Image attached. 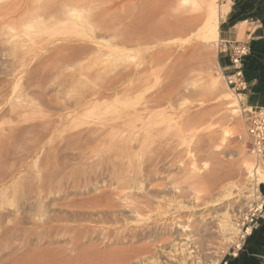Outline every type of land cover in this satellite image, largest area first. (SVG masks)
<instances>
[{
    "label": "rangeland",
    "instance_id": "rangeland-1",
    "mask_svg": "<svg viewBox=\"0 0 264 264\" xmlns=\"http://www.w3.org/2000/svg\"><path fill=\"white\" fill-rule=\"evenodd\" d=\"M62 1L60 6L63 4V9H73L71 6L74 5L79 9L77 11L82 9L80 13L89 19L90 28L67 21L65 24H51L49 29L35 27L33 31L28 25H34L31 21L34 12L28 11L22 14L23 18L19 11L17 17L11 18L13 24L8 22L10 26L5 23L9 18L0 21L3 24L0 25V264H43L76 255H79V264H118V259L126 261L123 263L125 261L121 260L119 264H219L237 243L235 226L232 227L234 219L253 200L249 174H232L234 168L231 164L238 159L240 151H244L250 170L254 160L243 145L242 114L231 113L233 109L229 105L236 106V98L228 90L218 64L221 29L226 26L223 21L229 14L231 0H219L217 39L213 38L211 31V17L202 9L199 12L193 8L195 11L190 12L189 7L186 15L195 12L191 16L196 17L202 14L204 21L200 18L195 20L196 23L191 22L195 25L192 27L190 24L193 31L190 26L187 29L190 35L186 33L179 36L181 39L176 37L152 44L148 50L130 45L128 36L131 28L145 25L146 17L155 9L157 12L160 8L162 13L158 11L155 18L159 22L179 16L177 0H87L89 3L67 0L70 5L65 3L66 0ZM20 2L0 0V5L12 4L17 8ZM67 4L69 6H65ZM80 4L88 7L81 8ZM59 7L57 15L65 11ZM88 9L89 14L86 12ZM37 13L46 14L44 8ZM235 28L239 32L237 41H243L251 25ZM22 40L26 45L36 43V46L20 53L15 47ZM74 43L85 47L80 53L79 50L78 54L75 52L76 56L66 53V57L62 51L61 59L46 58L58 50L55 47L61 45L63 48L65 44ZM194 44L201 45L192 46L197 54L190 52L194 50L190 47ZM167 47L169 51L178 50L175 51L178 52L176 56L171 51L172 57L166 59V64L165 60L161 66L151 69L148 85L143 91L131 90L130 86L135 82L139 84L138 75L128 77L126 73L142 68L149 51L159 49L165 53ZM53 48L55 50L51 52ZM186 50L192 55L183 56L185 61H189L184 64L180 57ZM108 54H119L122 61L114 68L111 66L114 56ZM205 55L210 58L204 59ZM190 57L191 61L187 59ZM201 60L206 62L201 64ZM182 66L196 68V72L191 71L187 79L180 80V84L178 76L172 73L173 68L178 70ZM207 73L215 76L213 78L218 82V89L212 94H202L203 77V81L198 80L200 75L207 76ZM157 94L163 97L149 104L152 112L158 115L152 118L154 122L149 120L153 124L151 127L161 129V133L157 132L159 136H154L157 130L152 133L151 129L154 131L156 128L146 127L148 124L143 128L140 121L131 124L128 112L134 108L142 110L146 101L154 99ZM216 95L223 101L228 117L231 115L228 118L232 123L230 127L214 119H205L175 139L172 130L178 121L176 119L208 112L218 102ZM247 107L242 98L240 110ZM225 127L233 128L230 133L234 135L217 147L219 133ZM107 131L109 133L104 134ZM217 131L220 132L215 134ZM204 134L215 135L218 140L212 136L208 142ZM201 138L209 143L206 146L202 142L206 144L202 150L199 145ZM126 143L133 144L134 150L125 151L123 145ZM187 165L196 174L200 173L199 180L184 172L189 168ZM126 176L131 178L130 188L122 189L120 179ZM219 177L226 184L238 181L240 188H233L228 198H222L217 186L222 182ZM213 180L220 183L216 182V185L214 182L212 186ZM103 193L108 194L106 203L102 196L98 203L95 202ZM136 204L141 208L133 214L130 210ZM225 211L230 213L227 230L221 229L218 223L219 216ZM192 215L193 218L190 217ZM133 232L138 233L134 240L130 236ZM182 236L187 237L184 239ZM75 237L78 238L79 251L74 254L70 247ZM166 237L169 242L164 240ZM182 240H190L184 251L174 245Z\"/></svg>",
    "mask_w": 264,
    "mask_h": 264
},
{
    "label": "bare ground",
    "instance_id": "bare-ground-1",
    "mask_svg": "<svg viewBox=\"0 0 264 264\" xmlns=\"http://www.w3.org/2000/svg\"><path fill=\"white\" fill-rule=\"evenodd\" d=\"M22 2H20L19 3V7H17L16 8V5L15 6H11L12 4H5V5H0V21H5V19L6 18H9L8 20H6V22L5 23H11V24H13V22H11L12 20H11V18H13L15 15V17H17L18 15V13H19V11L20 12H22L21 13V15H19V16H22V14L23 13H26L27 11L28 12H34V16H33V18H31V19H33V20H31V21H34L33 23H34V25H28V28L30 27V28H32V30H33V28H38V29H41V28H43V27H45V28H47V29H49L50 27H51V24H55L56 25V23H58V25L60 24V23H66L67 21H74V23L75 24H78V25H80L81 27H83V26H85V25H88V21H89V19H87V18H85L84 16H83V14H81L82 13V9L81 8H86V6L85 7H81V5L82 4H80V11H81V13H80V11H77V10H79L78 8H74V6H71V7H73V9H69V10H67L68 9V7H67V9H65V11H63V12H61V14H59V15H57V13H56V10L58 9V7L61 5V3L63 2L62 0H21ZM74 1H76V0H74ZM79 1H81V0H79ZM85 1H87V0H85ZM89 1V0H88ZM87 1V2H88ZM172 1V0H171ZM84 2V1H83ZM89 2H91V1H89ZM88 2V3H89ZM177 3V5H176V9H177V11H178V15L179 16H177V17H171V19H169V20H160V22L159 21H157V19H155L157 16H158V11L160 12V8H159V10H157V12H156V9H155V11H153V12H151L150 14H149V16H147L146 17V19H144V21L146 20L147 22H146V24L144 25V24H140L139 26H133L132 28H131V30H130V34H129V40H128V42H130V45L131 46H135L136 48H142V49H147L148 50V47H149V49H150V45H152V44H155L156 45V43H158V42H162V41H165V40H168V39H173V38H176V37H179V36H183V35H185L186 33H187V29L189 28V26H190V28H191V25H192V27H194L193 25H195V20H198V19H202V16H204V15H202L201 14V16L200 15H198V16H196V17H192L191 15H194L195 14V12H194V14H191V15H189L188 13V15H186V12L190 9L189 7H191V9L189 10L190 12H192V11H195V10H193V8H197V9H199V12H200V9H202V11H204L206 14H208L210 17H211V23H212V30L211 29H209V30H211V31H213V38H215V39H217V30H218V27H217V21H218V15H217V13H218V11H219V0H198V1H195V0H177L176 1ZM65 3H68L69 4V2H67V0H66V2ZM64 3V4H65ZM71 4H72V2H70ZM79 3V2H78ZM81 3V2H80ZM86 3V2H85ZM84 3V4H85ZM93 3V2H92ZM65 5V6H69V5ZM91 4V3H90ZM94 4V3H93ZM73 5V4H72ZM18 6V5H17ZM62 6H63V4H62ZM62 6H60L59 8H61V10L63 9V7ZM64 6V7H65ZM160 6V5H159ZM71 7H69V8H71ZM88 7V6H87ZM42 8H44V11L46 12V14L45 15H43L42 13L41 14H38L37 12H38V10L39 9H42ZM156 8H158V7H156ZM63 9V10H64ZM76 9V10H75ZM83 9V10H84ZM153 10V9H152ZM161 10H163V8L161 9ZM86 11V10H85ZM88 11H89V9L86 11L87 13H88ZM150 12V11H149ZM189 12V13H190ZM197 13V14H200V13ZM59 13V12H58ZM161 13V12H160ZM89 14V13H88ZM162 14V13H161ZM206 14H205V17H207L206 16ZM42 15V16H41ZM174 16V15H173ZM14 17V18H15ZM32 17V16H31ZM22 18H23V16H22ZM89 18V17H88ZM167 18V17H166ZM21 19V18H20ZM28 19V18H27ZM91 20L93 19V18H90ZM135 19V18H134ZM204 19V18H203ZM200 20V21H204V20ZM22 20H24V19H22ZM50 20V22H49V24H47L48 23V21ZM18 21V20H17ZM16 20H15V22H17ZM25 21V20H24ZM24 21H22V22H24ZM195 22V23H193V24H191V22ZM199 21V20H198ZM14 22V23H15ZM21 22V21H20ZM21 22V23H22ZM30 22V21H29ZM2 23V22H1ZM0 23V25H3V24H1ZM4 23V24H5ZM8 23V24H9ZM26 23H27V21H26ZM134 23V22H133ZM143 23V22H142ZM7 24V25H8ZM91 24V23H90ZM90 24L88 25V27L90 26ZM191 24V25H190ZM19 25H20V23H19ZM26 25V24H25ZM24 25V26H25ZM54 25V26H55ZM77 25V26H78ZM199 25V24H198ZM209 25H210V22H209ZM8 26H10V24L8 25ZM18 26V25H17ZM199 26H202V25H199ZM58 28L60 27V26H57ZM72 27V26H71ZM70 27V28H71ZM87 27V28H88ZM35 28V29H36ZM44 28V29H45ZM65 28V27H64ZM67 28H68V26H67ZM69 28V29H70ZM90 28V27H89ZM189 28V29H190ZM205 28V27H204ZM203 28V29H204ZM37 29V30H38ZM46 29V30H47ZM52 29H53V27H52ZM54 29H57V28H54ZM62 29V28H61ZM72 29V28H71ZM192 29V28H191ZM194 29V28H193ZM193 29H192V31H193ZM25 30H26V28H25ZM31 30V31H32ZM66 30V29H65ZM87 30V29H86ZM201 30V29H200ZM207 30V29H206ZM33 31H35V30H33ZM43 31V30H42ZM52 31V30H51ZM58 31V30H57ZM62 31H63V29H62ZM88 31V30H87ZM93 31V30H92ZM20 32V31H19ZM26 32V31H25ZM28 32H29V30H28ZM53 32V31H52ZM56 32V31H55ZM137 32H141V34L140 35H137L138 33ZM195 32H197V31H195ZM207 32V31H206ZM36 33V32H35ZM37 33H39L38 31H37ZM41 33V32H40ZM43 33V32H42ZM190 33H192V32H190ZM212 33V32H211ZM21 34V33H20ZM53 34V33H52ZM128 34V33H127ZM188 34L189 33H187V36H188ZM193 34H194V32H193ZM197 34V33H196ZM210 34V33H209ZM18 35V34H17ZM25 35V34H24ZM30 35H31V33H30ZM34 35V34H33ZM32 35V36H33ZM43 35V34H42ZM50 35H51V32H50ZM190 35V34H189ZM28 36V35H27ZM38 36H40V35H38ZM45 36V35H44ZM24 37V36H23ZM31 37V36H30ZM37 37V36H36ZM40 37H42V36H40ZM40 37H39V39H40ZM47 37V36H46ZM190 37V36H189ZM22 38V37H21ZM180 39H181V37H179ZM24 39V38H23ZM28 39H29V37H28ZM31 39V38H30ZM38 39V40H39ZM21 40V39H20ZM29 41V40H28ZM199 41H200V39H199ZM22 42V43H21ZM30 42V41H29ZM39 42H40V40H39ZM98 42V41H97ZM126 42V41H125ZM202 42V41H201ZM200 42V43H201ZM18 44H16V47H15V49L17 50V51H19L20 53H26L27 51H30V50H33V48H34V46L33 45H35L36 46V43L35 44H32V45H26V42H25V44L23 43V40L22 41H20V42H17ZM105 43V42H104ZM164 43V42H163ZM162 43V44H163ZM210 43V42H209ZM39 44V43H38ZM50 44V43H49ZM96 44V43H95ZM106 44V43H105ZM109 44V43H108ZM107 44V45H108ZM113 44V43H112ZM112 44H111V46H112ZM162 44H160V45H162ZM202 44H204V43H202ZM66 45V46H65ZM65 45H63V48H61L62 46L60 45V46H58V47H55L56 49H58V50H56V52H54V50H55V48H53V51H51V52H54V53H50V55L48 56V57H46L47 59H59L60 58V55L62 54V53H65V55H66V53H68V54H74L75 56H76V54H75V52H77V54H78V50H79V53H80V51H81V49H83V48H85L84 47V45H80V44H78V43H74L73 45L71 44V45H67V44H65ZM86 45V44H85ZM97 45V44H96ZM102 45V44H101ZM110 45V44H109ZM65 46V47H64ZM87 46V45H86ZM166 46V45H165ZM192 46H194V47H196V46H200L201 47V45H196L195 46V44L194 45H191L190 47H192ZM88 47V46H87ZM101 47H103V46H101ZM107 47V46H106ZM113 47V46H112ZM111 47V48H112ZM164 47V46H163ZM190 47H187V48H190ZM158 48V47H157ZM165 49H166V47H164ZM193 48V47H192ZM203 48H204V46H203ZM60 49V50H59ZM152 49V48H151ZM164 49V50H165ZM167 49L168 50H166L165 51V53H162L161 52V50H153V52H148V54H147V56H146V60H145V62H144V64H143V66H142V68H140L139 70L138 69H135V70H129L127 73H126V75L128 76V77H130V76H133V75H138L137 77H138V81H139V84H137L136 82H135V84H134V86H130L131 87V90L132 89H135V91L137 90L138 91V89H141L142 91L144 90V88H145V86L146 85H148V81H149V77H150V72H151V69H153L155 66H157L158 67V65L159 66H161L162 64H164V61L170 56V57H172L171 55L173 54V52H171V51H174V56H176V54L178 53H176L175 51H178V50H170L169 51V49L170 48H168L167 47ZM191 49V48H190ZM194 49V48H193ZM198 49V48H197ZM111 50V49H110ZM45 51V50H44ZM63 51V52H62ZM65 51V52H64ZM106 51H108V49L106 50ZM182 51V50H181ZM184 51V50H183ZM192 51V53H194L193 51H195V53L197 54L198 53V51H196L195 49L194 50H190V52ZM200 51V50H199ZM60 52V53H59ZM62 52V53H61ZM110 52H112V51H109V53ZM180 52V51H179ZM176 53V54H175ZM184 54L182 55V53H181V55H182V58L180 57V59H181V61H183L182 59H184L188 54L191 56L192 54L191 53H189V50L187 51H185V52H183ZM194 53V54H195ZM67 54V55H68ZM117 54V53H116ZM111 55V54H108L109 56L111 55V56H114L113 57V59H112V67H114V66H118L119 64H120V62L119 61H122L121 60V53H120V56H119V54L118 55ZM193 54V55H194ZM200 54V53H199ZM66 55V57H68ZM73 55V56H74ZM188 55V56H189ZM208 55V54H207ZM61 56H63V55H61ZM72 56V57H73ZM123 56V55H122ZM183 56H184V58H183ZM187 56V57H188ZM197 56V55H196ZM195 56V57H196ZM209 56V55H208ZM69 57H71V56H69ZM194 57V58H195ZM200 57H202V56H200ZM205 58L204 59H206L207 57H206V55L204 56ZM194 58H192L193 60H194ZM208 58H210V57H208ZM207 58V59H208ZM61 59V58H60ZM174 59V58H173ZM177 59H178V57H177ZM176 59V60H177ZM188 60H190L191 59V57L190 58H187ZM46 60V59H45ZM104 60V59H103ZM203 60V59H202ZM201 60V64L203 63V62H206V60L205 61H202ZM95 61V60H94ZM111 61V60H110ZM175 61V60H174ZM187 61V60H186ZM185 59H184V64H185ZM191 61V60H190ZM109 62V61H108ZM166 62H167V60L165 61V64H166ZM179 62V61H178ZM187 62H189V61H187ZM211 62H212V59H211ZM176 64V63H175ZM175 66V65H174ZM177 67V66H176ZM183 68H180V69H178L177 70V68H176V70H174V68H173V73L172 74H174L175 73V75H177L178 76V80L180 81L181 79H187V77H188V74H190V72L191 71H193L194 70V68L193 67H190L189 69H186V68H188L189 66H185L186 68H184V66H182ZM115 68V67H114ZM220 68V70H222L221 69V67H219ZM104 69V68H103ZM175 71V72H174ZM194 72H196V68H195V70H194ZM206 72V71H205ZM193 75V74H192ZM208 75H210V74H208L207 73V76H195V77H198V80H202V77H203V83L201 84V92H202V94H204V93H206V94H212V92L217 88V85H218V82L213 78V77H215V76H208ZM121 76V75H120ZM175 77V76H174ZM189 77H190V75H189ZM192 78V77H191ZM200 78V79H199ZM136 79V78H135ZM174 79V78H173ZM189 79V78H188ZM132 80V79H131ZM172 81V80H171ZM197 81V80H196ZM131 82V81H130ZM177 82V81H176ZM183 83V82H182ZM189 83V82H188ZM178 84V83H177ZM180 84H181V81H180ZM180 84H178V85H180ZM181 86V85H180ZM174 87V86H173ZM175 88V87H174ZM181 88V87H180ZM184 88V87H183ZM182 88V89H183ZM225 88V87H224ZM228 88V87H227ZM147 89V88H146ZM218 89V88H217ZM125 90V89H124ZM140 90V91H141ZM176 90V89H175ZM228 90H230V92H231V94L236 98V104H234V105H236V106H232V105H229L233 110L231 111V113H233V115H238V116H240V114L242 113V110H240V101L242 100V96H240L239 94H235V93H233L232 92V90L230 89V88H228ZM227 90V91H228ZM126 91V90H125ZM127 91H128V89H127ZM130 92V91H129ZM217 92V91H216ZM222 92V91H221ZM200 93V92H199ZM214 93V92H213ZM168 94V93H167ZM168 96V95H167ZM227 96V95H226ZM163 96H162V94H157L156 96H155V98L154 99H151V100H149V101H146V103H145V105H144V107L142 108V110H138L137 108H134V109H132V110H130L129 112H128V117H130V121H131V124L132 123H136V122H142V125H143V128H145L144 127V124H148V126H146V127H151L153 124H152V122L150 123L149 122V120L151 119L152 120V118L153 117H155V118H157V116L158 115H155V111L154 112H152L153 110L150 108V106H149V104L150 103H152V102H154V103H156V102H158L157 100L158 99H160V98H162ZM165 97V96H164ZM153 98V97H152ZM168 98V97H167ZM216 98L218 99V102L216 103V104H214L213 105V108H211L208 112H206V113H204V114H198V116H195V115H189L188 114V116L186 117V118H183L182 119V117H181V119H176V120H178L177 122H175V124H174V128H173V130H172V135L174 136V138L175 139H179V137L186 131V130H189L191 127H194L195 125H197V124H201L202 122H204L205 121V119L207 120V119H214L215 120V122H217V123H219V124H223V125H225V126H227V127H230V125L232 124L230 121H229V119L231 118V115L228 117V114L226 113V110H225V108L223 107V105H224V103H223V101L221 100V98H220V96H218V95H216ZM101 99V98H100ZM231 99V98H230ZM99 101V100H98ZM163 101V100H162ZM217 101V100H216ZM226 101V100H225ZM94 106V105H93ZM98 106V105H97ZM96 106V107H97ZM95 107V106H94ZM171 107V106H170ZM226 107V106H225ZM228 107V106H227ZM248 109H250V107H247ZM230 109V108H229ZM227 110H228V108H227ZM157 112V111H156ZM161 112V111H160ZM159 113V112H158ZM163 113V112H162ZM160 117V116H159ZM118 118H120V115H119V117ZM168 118V117H167ZM229 118V119H228ZM162 120H163V118H161ZM167 120H170V119H167ZM180 120V121H179ZM232 120V119H231ZM153 122L155 121L154 119L152 120ZM171 121V120H170ZM120 122V121H119ZM150 124V125H149ZM152 124V125H151ZM155 124H157L156 122H155ZM235 124H237V123H235ZM163 125V124H162ZM171 125V124H170ZM123 126V125H122ZM156 126V125H155ZM173 126V125H172ZM157 127V126H156ZM156 127H151V128H156ZM164 127H166L167 128V126H165L164 125ZM164 127H163V130H164ZM240 127V126H239ZM110 128V127H109ZM142 128V129H143ZM149 128H147V129H149ZM150 128V129H151ZM162 128V127H161ZM196 128V127H195ZM226 128V127H225ZM112 129V128H111ZM171 129V128H170ZM104 130V129H103ZM106 130V129H105ZM109 130V129H108ZM152 130V133L153 132H155L156 130H157V128L153 131V129H151ZM160 128H158V130L154 133V136H155V134L156 135H158L157 134V132H160ZM232 130H233V128H232ZM231 129H228V128H226L225 130H223L222 132H220V131H217L215 134H218L219 132V134H220V144L218 143V145H217V147H219V146H222V145H224L225 143H227L228 142V139L232 136V135H234V134H232V133H230L231 131H232ZM146 131H148V130H146ZM166 131V130H165ZM105 132V131H104ZM104 132H102V133H104ZM112 131H110V133H111ZM151 132V131H150ZM168 132V131H167ZM102 133H101V135H102ZM109 132L107 131L106 133H104V134H108ZM148 133V132H147ZM161 133V132H160ZM149 135H153V134H151V133H149ZM104 135H102V137H103ZM107 136H109V135H107ZM106 136V137H107ZM159 136V135H158ZM165 136V135H164ZM204 136H206L205 134H204ZM203 136V137H204ZM208 136V135H207ZM204 137L205 139L207 138H211L212 136L214 137L215 135H210V136H208V137ZM105 137V136H104ZM219 137V136H218ZM198 139H200V138H198ZM206 139V140H207ZM215 139H217V136H215ZM203 140V138H201V140H199V142H200V144L199 145H201L202 146V148H200V146H199V148L202 150V149H204V147H206V146H208L209 145V143L207 144L204 140ZM209 140H211V139H208V142H209ZM218 140V139H217ZM139 141V140H138ZM137 141V142H138ZM135 142V141H134ZM136 142V143H137ZM205 142L206 144V146L205 145H203V143ZM130 143V142H129ZM129 143H126V144H124L123 146L125 147V151H127V152H130V150L133 148V150H134V147H133V144H132V146L129 144ZM120 145H122V144H120ZM243 145H244V143H243ZM204 146V147H203ZM122 147V146H121ZM198 147V146H197ZM244 147L246 148V146L244 145ZM139 148V147H138ZM141 148V147H140ZM116 149H118V147L116 146ZM120 149V148H119ZM124 149V148H123ZM142 149V148H141ZM240 149V148H239ZM242 150V149H241ZM124 151V152H125ZM206 151V150H205ZM188 153V152H187ZM191 153V152H190ZM189 153V154H190ZM132 154V153H131ZM130 154V155H131ZM236 154H237V152H236ZM235 154V155H236ZM239 154V153H238ZM240 155V156H239ZM238 156V159L236 158V161H234V162H232V164H231V166H232V168H234V170H233V172H232V174L234 175V174H237V176H243L244 175V173L246 174H249V178H251V184L253 185V187H252V191H251V193H250V197L253 199H255L257 196H258V194L257 193H255V189H256V187H257V185L258 184H264V165L262 164H258V165H255V164H253L254 166L251 168L252 170H250L249 169V167H248V164H250V163H248V159H247V157L245 156V153H244V151L242 152V151H240V154H239ZM188 157H189V155H188ZM191 157V156H190ZM174 159V158H173ZM178 160V159H177ZM192 160V159H191ZM168 161V160H167ZM228 163V162H227ZM221 164V163H220ZM190 166V165H189ZM188 165L186 166V167H189ZM192 166V165H191ZM221 166V165H220ZM178 167V166H177ZM251 167V166H250ZM231 168V167H230ZM128 169V168H127ZM221 169V168H220ZM225 169V168H224ZM249 169V170H248ZM214 170V169H213ZM223 170V169H222ZM221 171V170H220ZM224 171V170H223ZM247 171V172H246ZM184 172L186 173V174H188V175H190V176H195L198 180H199V178H198V176L200 175V173H199V175L198 174H196L195 173V171H194V169L193 168H191V167H189V168H186L185 170H184ZM141 173V172H140ZM212 173V172H211ZM134 174H135V172H134ZM227 174H228V172H227ZM227 174H225L224 176H226ZM201 176V175H200ZM220 176V175H219ZM222 176V175H221ZM246 176V175H245ZM130 177V176H129ZM135 177V176H134ZM201 178H203V177H201ZM216 178H218V177H216ZM241 178V177H240ZM239 178V179H240ZM118 179V178H117ZM131 178H127V176L124 178V179H120L121 181H122V186H120V188H122V189H128V188H130V183H131V180H130ZM135 179V178H134ZM195 179V178H194ZM196 179V180H197ZM247 179V178H246ZM245 178H244V180H246ZM204 180H205V178H204ZM218 180H220V177H219V179ZM229 181L228 182H230L231 180L230 179H228ZM134 181V180H133ZM194 181V180H193ZM220 181H222V180H220ZM224 181V180H223ZM223 181L220 183V182H218V181H216V182H218V184L219 185H217V183L215 182V180H213L212 182L213 183H211V185L212 184H214V182H215V184L217 185V186H219V192H220V195L219 196H222V198H225V197H227L228 198V196H230L231 195V192L230 191H232V189L233 188H237V187H239V184H237L238 183V181H237V183H231V184H226V183H223ZM233 181V180H232ZM234 181H235V179H234ZM233 181V182H234ZM137 182V181H136ZM205 182H207V181H205ZM204 182V183H205ZM225 182V181H224ZM241 182V181H240ZM189 183V182H188ZM245 183V182H244ZM118 184V183H117ZM116 184V185H117ZM140 184V183H139ZM195 184H197V182L195 183ZM206 184V183H205ZM214 184V185H215ZM198 185V184H197ZM228 185V186H227ZM213 186V185H212ZM118 187V186H117ZM216 187V186H215ZM240 188V187H239ZM210 191V190H209ZM210 193V192H209ZM212 193H213V191H212ZM128 195V194H127ZM102 196V198H103V202H105L106 203V198H107V196H108V194L106 195V193L104 194H100V196H99V198H96V200H95V202H97L98 203V201L101 199L100 197ZM129 196V195H128ZM194 197H195V195H193ZM145 197V196H144ZM177 197V196H176ZM111 198V197H110ZM140 198V197H139ZM236 198V197H235ZM150 199V198H149ZM152 199V198H151ZM151 199H150V201H151ZM231 199V198H230ZM121 200V199H120ZM142 200V199H141ZM101 201V202H102ZM123 201V200H122ZM134 201V200H133ZM135 201H137V200H135ZM142 201H144V200H142ZM142 201H141V203H142ZM153 201V200H152ZM195 201V200H194ZM216 202H217V200H215ZM218 201H220V200H218ZM94 202V203H95ZM144 202H146V201H144ZM213 202V201H212ZM93 203V204H94ZM96 203V204H97ZM137 203V202H136ZM139 203H140V200H139ZM207 202H205V204H206ZM91 205V204H89V205H91V206H94V205ZM129 204V203H128ZM134 204V203H133ZM103 205V204H102ZM203 205V204H202ZM207 205V204H206ZM90 206V207H91ZM98 206V205H97ZM131 206V205H130ZM198 206V205H197ZM215 206V205H214ZM231 206V205H230ZM192 207V206H191ZM129 208V205H128V207H127V209ZM139 208H141V207H139V205L137 206V204H136V206L135 207H133V209L132 210H130V211H132L133 212V214L134 213H138V211L140 210ZM145 208V207H144ZM194 208V207H193ZM102 209V208H101ZM139 209V210H138ZM189 209V208H188ZM227 209V208H226ZM129 210V209H128ZM127 210V211H128ZM194 210V209H193ZM129 211V212H130ZM99 213V212H98ZM205 214V213H204ZM217 214V213H216ZM230 214V213H229ZM228 213H226V211H225V213L224 214H222V215H220L219 216V220L218 221H220V222H218L219 224H220V228L221 229H223V230H227L229 227H230V215H229ZM120 215V214H119ZM128 215V214H127ZM137 215V214H136ZM194 215H196L195 214V212H194ZM121 216V215H120ZM132 216V215H131ZM197 216V215H196ZM199 216V215H198ZM210 216V215H209ZM208 216V217H209ZM119 217V216H118ZM190 217H192L193 218V215L192 216H190ZM202 217V216H201ZM214 217H216V216H214ZM213 219V218H212ZM179 221V220H178ZM178 221H177V223H178ZM176 223V222H175ZM121 224V223H120ZM183 224V223H182ZM233 224V223H232ZM174 225V224H173ZM180 225V224H179ZM171 226H172V224H171ZM176 226V225H175ZM169 227V226H168ZM174 227V226H173ZM180 227H182V226H179L178 228H180ZM232 227H234V224H233V226ZM131 228V227H130ZM172 228V227H171ZM175 228V227H174ZM177 228V227H176ZM153 229H155V228H153ZM152 229V230H153ZM169 229V228H168ZM234 229H235V227H234ZM78 230V229H77ZM131 230V229H130ZM133 230V229H132ZM131 230V231H132ZM151 230V229H150ZM151 230V231H152ZM156 230V229H155ZM181 230H183V229H181ZM236 230V229H235ZM135 231V230H134ZM150 231V232H151ZM185 231V230H184ZM141 232H143V234L142 235H144V230H142ZM153 232V231H152ZM155 232V231H154ZM170 232V231H169ZM182 232V231H181ZM248 232H249V230H248ZM130 233V232H129ZM134 233V232H133ZM130 234V236L133 238H131L132 240H134L136 237H137V234L138 233H134V234ZM146 233V232H145ZM148 233V232H147ZM146 233V234H147ZM156 233V232H155ZM148 234H150V233H148ZM160 234V233H159ZM236 234H238L237 233V230H236ZM151 235V234H150ZM129 236V235H128ZM129 236V237H130ZM148 236V235H147ZM146 235H145V237H147ZM76 237H78V236H76ZM73 238L72 240H71V243L73 244H71V250L72 251H70V252H78L79 250V247H78V241H77V239L78 238ZM140 237H142L141 235H140ZM144 237V236H143ZM186 237L187 236H185V238L182 236V238H184V239H186ZM238 237V235L236 236V238ZM43 238H45V237H43ZM126 238V237H125ZM139 238V237H138ZM150 238V237H149ZM149 238H147V239H149ZM154 238V237H153ZM157 238V237H156ZM189 238V237H188ZM190 238H191V236H190ZM189 238V239H190ZM130 239V238H129ZM155 239V238H154ZM167 239V237L164 239V240H166ZM180 239V238H179ZM82 240V239H81ZM86 240V239H85ZM128 240V239H127ZM142 240V239H141ZM153 240V239H152ZM168 240V242H169V239H167ZM190 240H182L180 243L178 242L177 244H174L175 246H177L178 247V250H181V251H184L185 250V247L187 246V244H189L188 242H189ZM192 241V240H191ZM236 241V240H235ZM50 242V241H49ZM118 242V241H117ZM126 242V241H125ZM133 242V241H132ZM140 244V243H139ZM237 245H238V239H237V243H236ZM189 246V245H188ZM142 247V246H141ZM98 248V247H97ZM125 248V247H124ZM143 249H144V245H143ZM147 249V248H146ZM149 249V248H148ZM147 249V250H148ZM97 250V249H96ZM188 250V249H187ZM192 250V249H191ZM51 251V250H50ZM90 251V250H89ZM94 251V250H93ZM108 251V250H107ZM189 251V250H188ZM47 252V251H46ZM111 252V251H110ZM110 252H108V253H110ZM131 252H133L132 250H131ZM135 252V251H134ZM169 252V251H168ZM65 253V252H64ZM92 253H94V252H92ZM114 253V252H113ZM116 253H118V252H116ZM136 253L137 252H135L134 253V255H136ZM68 254V253H67ZM72 254V253H71ZM75 254V253H74ZM80 254V253H79ZM103 254V253H102ZM133 254V253H132ZM179 254V253H178ZM190 254V253H189ZM49 255H52V254H49ZM70 255V254H69ZM91 255V254H90ZM104 255V254H103ZM58 256V255H57ZM63 256V255H62ZM108 256H111V255H108ZM193 257H194V254L192 255ZM36 257V256H35ZM59 257L61 258V254L59 255ZM64 257V256H63ZM68 257V256H67ZM99 257V256H98ZM46 258V257H45ZM54 258V257H53ZM90 258V257H89ZM113 258V257H112ZM56 259V258H55ZM55 259H53V260H55ZM64 259H66V258H64ZM64 259H58V260H55V261H50V262H47V263H43V264H79V255L77 256H72V257H70V258H67L66 260H64ZM86 259V258H85ZM93 259V258H92ZM101 259V258H100ZM111 259V258H110ZM40 260V259H39ZM51 260V259H50ZM96 260H97V258H96ZM103 260H104V258H103ZM122 260V259H121ZM120 260V261H121ZM49 261V260H48ZM95 261V260H94ZM120 261H119V259H118V264L120 263ZM122 261H125L124 259L122 260ZM121 261V262H122ZM45 262H46V260H45ZM86 262V261H85ZM123 263H126V261L125 262H123ZM41 264V263H40Z\"/></svg>",
    "mask_w": 264,
    "mask_h": 264
},
{
    "label": "crops",
    "instance_id": "crops-1",
    "mask_svg": "<svg viewBox=\"0 0 264 264\" xmlns=\"http://www.w3.org/2000/svg\"><path fill=\"white\" fill-rule=\"evenodd\" d=\"M241 19L244 21L240 22ZM223 23L226 26L221 29L220 42L231 46L244 43L248 49L243 58L246 89L239 95L246 106L264 108V0H231L229 14ZM246 24L251 28L245 32L243 41H237L239 32L235 27ZM218 64L221 68L229 65L227 54H218ZM260 192L264 195L263 185ZM219 264H264V219L253 227L240 247L228 251Z\"/></svg>",
    "mask_w": 264,
    "mask_h": 264
},
{
    "label": "built area",
    "instance_id": "built-area-1",
    "mask_svg": "<svg viewBox=\"0 0 264 264\" xmlns=\"http://www.w3.org/2000/svg\"><path fill=\"white\" fill-rule=\"evenodd\" d=\"M220 43L218 54H227L229 60V65L226 68H221L224 74V82L233 93L239 94L246 89L243 80V58L248 54L247 46L244 43H236L233 46L229 43ZM241 114L244 128V145L253 158L254 164L264 165V108H246L242 110ZM261 185L264 186V184H258L255 189L258 196L255 199L253 198L248 207L239 212L234 219L233 224L238 233L236 238L238 239V245L235 244L234 248H239L241 242L253 227L264 219V195L260 192Z\"/></svg>",
    "mask_w": 264,
    "mask_h": 264
}]
</instances>
